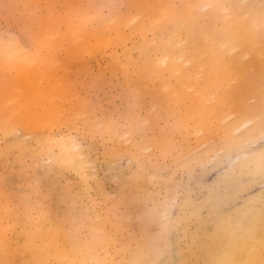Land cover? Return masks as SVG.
<instances>
[{"label": "bare ground", "instance_id": "1", "mask_svg": "<svg viewBox=\"0 0 264 264\" xmlns=\"http://www.w3.org/2000/svg\"><path fill=\"white\" fill-rule=\"evenodd\" d=\"M260 138L264 0H0V264H264Z\"/></svg>", "mask_w": 264, "mask_h": 264}, {"label": "rangeland", "instance_id": "2", "mask_svg": "<svg viewBox=\"0 0 264 264\" xmlns=\"http://www.w3.org/2000/svg\"><path fill=\"white\" fill-rule=\"evenodd\" d=\"M264 138H260V139H257L256 141H254V142H251L249 145H248V148H247V150L249 151V152H251L252 150V152H254V151H257L258 149L257 148H262L264 145ZM257 149V150H256ZM227 163L226 162H224V164H221V165H219V166H217L214 170H210V171H208L205 175H204V177H203V179L202 180H204V181H208V180H210L212 177H213V175H214V173L215 172H217V171H219V170H221V168H223L225 165H226ZM223 166V167H222ZM212 175V176H211ZM207 179V180H206ZM193 184V183H192ZM191 184V185H192ZM192 186H194V184L192 185Z\"/></svg>", "mask_w": 264, "mask_h": 264}]
</instances>
